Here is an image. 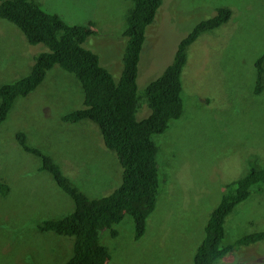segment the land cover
<instances>
[{
  "label": "rangeland",
  "instance_id": "rangeland-1",
  "mask_svg": "<svg viewBox=\"0 0 264 264\" xmlns=\"http://www.w3.org/2000/svg\"><path fill=\"white\" fill-rule=\"evenodd\" d=\"M35 1L70 25L93 22L95 33L87 44L120 78L127 41L123 30L134 0ZM220 7L230 8L231 18L187 49L181 73L183 115L155 136L163 145L158 153L162 180L146 232L135 238L131 215L115 225L117 236L103 230L107 264H194L226 185L252 167H264V88L255 92V62L264 52V0H165L146 34L138 90L141 94L161 75L180 40ZM45 50L0 16V85L29 74L35 54ZM84 99L75 74L55 65L35 90L16 99L0 123V182L8 186L0 189V264H64L74 254L75 237L38 227L44 219L72 212L74 201L50 172L40 169L39 156L19 144V131L26 133L28 144L51 155L65 175L72 173L73 183L90 197L107 195L121 184L123 168L116 152L103 145L94 122L62 118L83 107ZM150 113L142 104L137 117ZM261 188L253 187L228 215L224 245L264 233V184ZM240 261L264 264V237L237 247L218 264Z\"/></svg>",
  "mask_w": 264,
  "mask_h": 264
},
{
  "label": "trees",
  "instance_id": "trees-1",
  "mask_svg": "<svg viewBox=\"0 0 264 264\" xmlns=\"http://www.w3.org/2000/svg\"><path fill=\"white\" fill-rule=\"evenodd\" d=\"M163 4L164 0H134L129 7L124 31L127 41L121 54V76L117 79L109 68L101 64L100 56L91 49L94 47L89 42L87 44L88 37L95 33L93 22L70 25L57 13L46 11L35 0H0V16L17 25L31 44L42 43L48 48L35 54L29 74L0 85V123L7 118L18 97L35 90L48 70L59 65L75 74L85 94L84 106L65 113L63 120L93 121L103 145L116 152L123 168L122 182L113 192L90 197L73 183L72 173L66 176L51 155L28 144L24 131L17 133L23 149L39 156L40 169L50 172L58 186L74 201L72 212L44 219L38 225L44 231L75 237L74 254L64 264H107L110 252L101 242V232L109 230L117 236L119 230L115 225L126 215L133 218L135 238L140 239L145 234L162 180L158 153L163 145L155 136L163 133L173 119L183 115L181 73L187 61V49L201 34L221 26L232 16L230 8L220 7L216 15L199 21L178 43L173 61L140 94L137 79L146 31ZM255 64V92L259 93L264 88V52ZM143 103L149 106L151 113L139 119L137 112ZM262 184L264 167H252L226 185L219 204L209 215L194 264H218L237 247L249 246L264 237L263 232H254L234 243L223 244L228 215L249 197L253 187L261 191ZM0 189L6 190L8 186L0 183Z\"/></svg>",
  "mask_w": 264,
  "mask_h": 264
},
{
  "label": "clouds",
  "instance_id": "clouds-1",
  "mask_svg": "<svg viewBox=\"0 0 264 264\" xmlns=\"http://www.w3.org/2000/svg\"><path fill=\"white\" fill-rule=\"evenodd\" d=\"M164 2H165V0H164ZM163 6V5H162ZM162 6L159 8V10H158V12H157V15H156V17L158 16V14H159V12H160V10H161V8H162ZM127 20V19H126ZM155 20H156V18H155ZM154 20V21H155ZM154 23V22H153ZM153 23L147 28V31H148V29L153 25ZM126 26H127V21H126ZM125 26V27H126ZM124 31H125V28H124V30H123V33H124ZM147 31H146V34H147ZM146 40V39H145ZM102 64V63H101ZM103 65V64H102ZM122 65H123V60H122ZM104 66V65H103ZM121 73V72H120ZM138 80V79H137ZM144 105H146V103H143ZM83 120V119H82ZM80 121V120H79ZM78 122V121H77ZM92 123V122H91ZM94 125H96L95 123H93ZM96 127H97V125H96ZM1 184H4V183H2V182H0Z\"/></svg>",
  "mask_w": 264,
  "mask_h": 264
}]
</instances>
